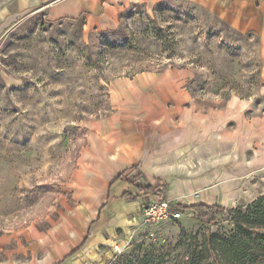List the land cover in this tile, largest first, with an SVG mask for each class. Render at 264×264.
Segmentation results:
<instances>
[{"label": "rangeland", "instance_id": "374dc122", "mask_svg": "<svg viewBox=\"0 0 264 264\" xmlns=\"http://www.w3.org/2000/svg\"><path fill=\"white\" fill-rule=\"evenodd\" d=\"M222 22L188 0H164L131 7L103 32L45 11L3 32L0 264H248V247L224 245L234 232L229 211L264 195V168L248 170L242 197L225 207L169 201L180 216L158 219L144 208L166 187H136L90 209L72 183L88 126L113 114L114 83L149 73L169 84V105L182 93L201 111L236 98L249 102L246 118L264 115L260 38ZM249 144L246 160L258 147Z\"/></svg>", "mask_w": 264, "mask_h": 264}, {"label": "crops", "instance_id": "0c3cea01", "mask_svg": "<svg viewBox=\"0 0 264 264\" xmlns=\"http://www.w3.org/2000/svg\"><path fill=\"white\" fill-rule=\"evenodd\" d=\"M162 1L14 0L12 7H0V36L39 11L50 21L81 19L85 32L108 31L131 7ZM188 1L239 32L259 36L264 88V0ZM159 79L148 73L137 82L114 83L113 114L88 126L72 183L90 209L145 186L166 187L165 198L159 190L154 198L178 205L224 206L242 197L248 170L264 168V115L246 118L249 102L233 98L221 110L201 111L182 93L169 105V84ZM249 143L258 147L246 160Z\"/></svg>", "mask_w": 264, "mask_h": 264}, {"label": "trees", "instance_id": "16d2710c", "mask_svg": "<svg viewBox=\"0 0 264 264\" xmlns=\"http://www.w3.org/2000/svg\"><path fill=\"white\" fill-rule=\"evenodd\" d=\"M177 207L182 208L180 205ZM188 208L209 210L217 208V206L192 205ZM229 212L232 213L231 220L234 224V232L224 242V245H237V249L244 245L249 248L246 259L248 264L256 263L257 259H260V263L264 264V195L258 197L245 208L230 209ZM256 229L263 230V232L253 236L252 231ZM247 241H249L248 244ZM238 253L239 251H237V255Z\"/></svg>", "mask_w": 264, "mask_h": 264}, {"label": "built area", "instance_id": "2783aa9c", "mask_svg": "<svg viewBox=\"0 0 264 264\" xmlns=\"http://www.w3.org/2000/svg\"><path fill=\"white\" fill-rule=\"evenodd\" d=\"M144 214L148 218H166L168 215L172 217L180 216L179 212L172 213L169 201L166 199H158V201H149V204L144 208Z\"/></svg>", "mask_w": 264, "mask_h": 264}]
</instances>
